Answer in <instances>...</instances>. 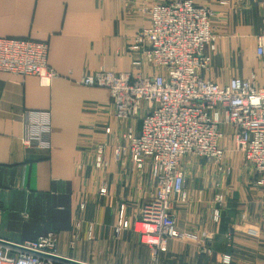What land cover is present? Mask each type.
Wrapping results in <instances>:
<instances>
[{
    "label": "crops",
    "instance_id": "crops-1",
    "mask_svg": "<svg viewBox=\"0 0 264 264\" xmlns=\"http://www.w3.org/2000/svg\"><path fill=\"white\" fill-rule=\"evenodd\" d=\"M165 1L0 0V39L47 43V64L57 74L45 82L0 72L1 241L18 245L54 233L57 255L85 264H264V185L232 150L221 170L201 158L183 163L187 198H175L174 213L177 230L191 237L171 240L158 262L132 228L116 232L120 214L134 222L154 194L152 162L140 170L116 159L127 130L139 132L140 123L116 121L109 91L81 81L101 70L140 71L131 50L135 33L150 25L142 9ZM201 4L213 10L217 34L206 79L225 85L255 73L261 84L256 37L264 0ZM28 111L50 113V149L24 144ZM229 140L222 146L230 149ZM98 142L108 146L101 172L93 166Z\"/></svg>",
    "mask_w": 264,
    "mask_h": 264
},
{
    "label": "built area",
    "instance_id": "built-area-1",
    "mask_svg": "<svg viewBox=\"0 0 264 264\" xmlns=\"http://www.w3.org/2000/svg\"><path fill=\"white\" fill-rule=\"evenodd\" d=\"M202 0H167L142 11L150 25L133 36L134 65L140 71L117 73L101 70L81 81L86 87L109 91L116 121L140 123V131L127 130L115 150L117 160L131 159L137 169L152 162L155 192L144 203L140 217L132 223L120 214L116 232L132 228L140 242L150 248L158 262L173 239L189 234L177 230L176 197L186 201L187 157L206 160L221 170L226 149L224 136L230 132L235 151L259 176L264 185V81L255 73L249 78L233 77L225 85L206 79L217 50L214 12ZM48 44L29 39H0V72L37 76L50 82L57 74L48 64ZM256 54L264 73V29L256 37ZM23 142L29 148H51V115L47 111L25 114ZM110 134L111 129L105 128ZM107 144L98 142L93 166L107 168ZM107 194L106 186L100 195ZM83 207V206H82ZM217 216V215H216ZM17 247L0 244V264H58V238L54 233L26 241Z\"/></svg>",
    "mask_w": 264,
    "mask_h": 264
},
{
    "label": "water",
    "instance_id": "water-1",
    "mask_svg": "<svg viewBox=\"0 0 264 264\" xmlns=\"http://www.w3.org/2000/svg\"><path fill=\"white\" fill-rule=\"evenodd\" d=\"M0 244L1 245H5V246L17 247L14 244H10V243H7V242L1 241V240H0ZM50 257H52L54 260H56L59 263H64V264H85V263L78 262V261H75V260H72V259H68V258H64V257L58 256V255H50Z\"/></svg>",
    "mask_w": 264,
    "mask_h": 264
},
{
    "label": "rangeland",
    "instance_id": "rangeland-1",
    "mask_svg": "<svg viewBox=\"0 0 264 264\" xmlns=\"http://www.w3.org/2000/svg\"><path fill=\"white\" fill-rule=\"evenodd\" d=\"M149 27V26H148ZM147 28V27H146ZM108 71H113V70H108ZM113 72H115V71H113ZM123 73H125V72H122V74ZM126 73H128V72H126ZM228 137V139H229V137H230V149L229 148H227V146H226V148H225V146H224V144H223V147L226 149V153H227V151H230V150H232V153H233V155H238V156H240L241 157V159H243V157L240 155V154H238L236 151H235V149H234V142H233V138H232V136H230V134L228 133L227 135H225L224 136V139H223V141L224 140H226V138ZM192 159H195V160H198V159H200L199 157L197 158V157H195V158H191V157H187V158H185L184 159V161H183V163H186V161H188V160H192ZM244 162V161H243ZM58 248V247H57ZM58 251V249H56V252Z\"/></svg>",
    "mask_w": 264,
    "mask_h": 264
}]
</instances>
